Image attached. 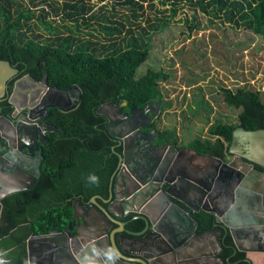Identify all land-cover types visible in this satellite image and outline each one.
<instances>
[{
	"label": "trees",
	"instance_id": "obj_1",
	"mask_svg": "<svg viewBox=\"0 0 264 264\" xmlns=\"http://www.w3.org/2000/svg\"><path fill=\"white\" fill-rule=\"evenodd\" d=\"M29 2L36 6L34 0ZM119 3L130 10V14L119 15L121 20L111 18L115 16L113 11L110 15L104 11L97 15V11L106 9L105 3L95 11L84 0L65 1L62 19L74 21V24L62 25L69 30L65 33L53 24L54 18L48 8L41 7L38 14L26 0H0V59L17 67L19 75L29 73L37 80L46 78L49 85L62 90L73 88L71 96L76 103L68 110L58 106L49 108L46 121L54 130L49 132L50 141L44 147L43 175L32 190L18 196H22L21 206L12 207L9 203L15 196L3 200L1 227L6 230L0 231V249L14 247L7 254L14 256V264H28L27 248L21 243V236L64 230L74 221L75 199L88 202L95 194L109 196L122 146L107 127V117L97 109L108 101H127L128 107L159 101L161 112L173 105L161 88V81L170 76L167 69L144 68L149 60L152 30L170 24L180 8L188 5L195 11L264 34V0H160L161 5L168 4V7H160L155 0H122ZM48 4L53 6L52 0ZM147 8L161 16L157 14L142 24L139 18L146 14ZM53 13H60L59 6L53 7ZM35 17L39 23L34 21ZM94 18L106 32L103 41L97 36L91 39L81 35V26L93 27ZM183 22L190 29L201 24L195 14L192 18L186 16ZM41 26L48 34L35 32V28ZM89 33L94 35L92 31ZM219 92L228 106L240 109L237 124L217 120L209 128L214 138L196 136L184 143L179 141L176 126L165 127L163 138L179 148L188 146L200 153L224 158L237 127L264 129V90L245 82L236 88L220 86ZM198 104L203 108L206 105L203 99ZM194 109L190 111L198 117L200 111ZM210 109L208 107L209 112ZM11 110V105L4 103L3 112L10 114ZM255 167L264 169L259 164ZM92 175L98 180L92 181ZM193 216L199 232L220 225L211 212L202 211ZM127 220L128 227L133 230L145 226L141 218L130 215ZM221 244L227 264H264V252H250L258 255L254 258L249 252L237 250L227 231L222 234Z\"/></svg>",
	"mask_w": 264,
	"mask_h": 264
},
{
	"label": "water",
	"instance_id": "obj_2",
	"mask_svg": "<svg viewBox=\"0 0 264 264\" xmlns=\"http://www.w3.org/2000/svg\"><path fill=\"white\" fill-rule=\"evenodd\" d=\"M17 71L8 60L0 59V96L6 80ZM44 87H48L47 79L40 86L31 74L20 77L14 83L9 101L16 106L14 117L23 107L28 109V115L15 120L0 116V137L7 141L9 147L6 153L0 152V212L1 199L32 188L40 175V168L35 171L14 155L22 150L34 155L39 147L38 142L48 141L47 134L53 126L44 121L45 117L41 120L34 116L33 104L36 100H31L37 96L41 98ZM57 91L60 93L62 90L57 88ZM21 93L24 100L30 96V102L25 101L23 107L18 104ZM160 104L155 107L157 111ZM53 106L60 107V104H46L45 108ZM126 106L127 101H108L97 109L98 113L108 118L107 127L119 138L123 152L119 155L118 171L112 178L110 197L104 199L105 205L98 202L97 196L91 198V206H85L81 199L74 201L75 236L79 241L74 253L75 262L93 264V255L101 254L107 264H113L111 260L114 264H190L202 254L210 255L212 252H189L196 249L195 240L201 239L204 242L202 245L207 247L210 244L216 246L218 242L222 248L220 234L224 230L231 234L237 250L264 252V170L255 167V164L264 167V129L237 127L233 131L229 150L237 152V144L247 143L246 152L239 153L243 164L249 168L246 172L236 170L240 174V181L234 183L232 189L226 184L227 179H220L223 166L230 165L224 158L195 151L197 155L210 160L208 168L201 170L191 161L183 159L182 154L191 148L179 149L167 142L164 145L154 143V129L151 128L149 132L142 129L149 124V121L144 122L153 109L150 103L139 108L131 107L121 114ZM119 114L127 117L125 123L117 118ZM258 139L261 145L257 143ZM32 143L37 144L33 150ZM219 181L226 185L221 193ZM201 211L213 213L216 222L223 227L197 232L198 222L193 214ZM133 213L134 218L144 220L142 230L126 228L125 217ZM103 220L106 227L102 225ZM114 224L118 226L111 229ZM217 230L219 234H216V240L208 242L206 239L212 238L211 235ZM65 233L32 235L27 246L30 264H34V245L31 241L47 240ZM125 237L141 240L143 245L128 249L124 243ZM88 257L93 260L88 261Z\"/></svg>",
	"mask_w": 264,
	"mask_h": 264
},
{
	"label": "rangeland",
	"instance_id": "obj_3",
	"mask_svg": "<svg viewBox=\"0 0 264 264\" xmlns=\"http://www.w3.org/2000/svg\"><path fill=\"white\" fill-rule=\"evenodd\" d=\"M34 1L36 6H33L29 0H26V3L36 8L38 14L41 12V7L48 8L51 18H54L53 24L60 26L65 33L69 32L62 25L74 24V21L68 18L62 19L64 12L61 10L65 1L69 0H52L53 6L48 4L51 0ZM121 1L84 0L85 3L93 6L95 11L105 3L106 9L97 11V15L103 11L110 15L109 12L113 11L115 16L111 18L120 20V14H130L129 8L119 3ZM155 1L160 7H168V4L161 5L160 0ZM54 6L60 8V13L57 15L53 13ZM145 12L146 14L139 18L142 24H146L147 19L152 20L157 14L161 16L149 8ZM193 14L198 16L201 24L190 29L183 21L186 16L192 18ZM97 20V18L92 20L93 27L82 25L81 35L91 39L97 36L98 40L103 41L106 32L99 27ZM34 21L39 23L36 17ZM91 31L94 35L89 33ZM35 32L48 34L43 26L35 28ZM150 44L149 60L144 63V68L164 67L170 73L167 80L161 81V88L165 98L172 101L173 105L160 112L158 126L162 129L176 126L180 143L190 141L196 136L214 138L209 133V128L217 120L238 123L240 109L228 106L224 102L219 92L220 86L236 88L248 82L264 90V34L241 28L234 22L183 5L170 24L152 30ZM139 69L141 72L142 66ZM202 99L206 103L204 108L198 106ZM208 107L211 108L210 112ZM190 108H198L199 118L193 115ZM200 116H203L204 120H201ZM249 254L258 258L257 254L250 252Z\"/></svg>",
	"mask_w": 264,
	"mask_h": 264
},
{
	"label": "flooded vegetation",
	"instance_id": "obj_4",
	"mask_svg": "<svg viewBox=\"0 0 264 264\" xmlns=\"http://www.w3.org/2000/svg\"><path fill=\"white\" fill-rule=\"evenodd\" d=\"M15 68H17V67H15ZM27 74H29V73H27ZM24 75H26V73L23 74V75H19V69H18V71L15 74L11 75L6 80V83H5V86H4V92L0 96V108H1L0 109V116L4 115L5 117H9V118L15 120V119L26 117L28 115V109L24 108L23 105H25L24 104L25 101H27V103L30 102V99H29L30 96L29 95L27 96V99L24 100L23 99L24 95L22 93L19 94L18 104L21 107H23V109L18 112V115L16 117L13 116V113L16 110V106L11 104L10 101H9L15 81L17 79H19L20 77L24 76ZM44 79H46V78H43L41 80H37L36 79L37 80V84H39L41 86V82ZM42 86H43V84H42ZM49 87H51L52 89L49 90ZM74 87H76V86H74ZM72 89L73 88H71L69 90L60 89L62 91L59 93L55 86H52V85L48 84V87H44L43 88L44 95H42L41 98H39V96H37V97H35L33 99L31 98L32 101L36 100L35 104H33V108H34V113L33 114H34V116H37V118H40L41 120H43V118L45 117L44 121L47 122L46 118H47L48 110H49L50 107L48 109H46L45 108L46 104H53V103H57L58 102L60 104V108H63V109H66V110L74 107L76 105V103H74L73 98L71 96L72 95V93H71ZM4 103L5 104L9 103L11 105L12 110H11L10 114H6L5 112H3ZM148 103H150L153 106V109H152V112H151L149 118L144 122V123H147L149 121L148 126H145L142 129L144 131H146V132H149V130L151 128L154 129L153 130V135H155V137L153 139L154 143H158L160 145H164V143L167 142V143L171 144L169 141H167V140H165L163 138V135H162V130L163 129L158 126V122L157 121H158V119L160 117V112H161L162 108L160 107V109L157 111L155 107H157L158 104H160V102L156 101V102H153V103H151V102H148ZM53 107H56V106H53ZM130 108L131 107L126 106L125 108L122 109L123 112H121V114H123L124 112L129 111ZM135 108H139V107H135ZM121 114H119L117 118H119L121 123H125L127 117L126 116H122ZM137 115H139V114H137ZM107 123H108V118H107ZM107 123H106V125H107ZM53 130H54V127H52V130L50 129L48 131V134H47L48 135V141H46V142L39 141L38 142L39 147H38V150L36 151V153L34 155H32L31 153H28L26 150H22L21 152L19 151V153L17 155H14L17 159L19 158V159L25 161L26 164L28 165V167L31 168V169H33L35 171H37V170L39 171V169H37V168H40V175H39V177L37 179V182L40 179V177L43 175V163H44L43 160H44V157H45L44 147L49 144V141H50L49 132H52ZM114 138L119 142V138H117V137H114ZM257 143L260 144L259 139H258ZM119 145H121L120 142H119ZM172 145H174V144H172ZM36 146H37L36 143H32V147H31L32 150L35 149ZM174 146L177 147L176 145H174ZM247 147H248V144L245 143V142H242V143H239V144L236 145V149L235 150L237 152H231L229 150L230 149V145H229L228 151L226 152V156L230 153L232 156H235V157H233V159H231L230 162L227 160L226 156L224 157V159L227 162H229L230 165L223 166L220 179L222 177H223V180L227 179L228 183H226V184L229 187L232 186V189H234V186H235L234 183L240 181V174H239V172H236V170H240V172L248 171L249 167H248V165H244L243 164V162L241 160V155L239 153V152H246ZM8 148L9 147H8L7 141L3 137H0V152L1 153H6L8 151ZM177 148H179V147H177ZM133 149H134V147H133ZM179 149H182V148H179ZM122 152H123V146H122V150L120 151V153H122ZM119 162H120V156H119ZM119 162H118L117 171H118V168H119ZM262 170H264V169H262ZM114 175H113V177H114ZM229 177L231 179H229ZM36 183H35V185H36ZM35 185L32 188H30V189H25V190H22V191H17V192L11 193V194L5 196L3 199H1L2 207H1V212H0V231L6 230V229H4V227H1V223L4 220V218H3L4 201L3 200L6 197H10V196L14 197L15 196L16 198L12 199L11 201H9V203L11 204L12 207H15V206L19 207V206H21L20 204L23 203V200H22V196H20V197H18V196L21 195V193L24 192V191L32 190L35 187ZM218 185H219L218 186L219 193H221V191L225 190V186L226 185H224L220 181L218 182ZM110 189H111V184H110ZM93 196H97L98 202L100 204H102V205H105V203H101L99 201V198H101L103 200L104 199H108L110 197V194H109L108 197H104L101 194H95ZM91 198L89 199L88 202H83L82 201V203L85 204V206L86 205L91 206L92 205ZM232 200H233V198L231 199V201ZM74 201H73V204H74ZM90 209L88 210V212L90 211ZM130 215H132V217H134V213L130 214ZM130 215H127L125 217L126 228L130 229V230H133V229L128 227L127 217L130 216ZM73 218H74L73 219L74 221L71 222V224L68 225L66 227V229H64V230L56 229V230H53L51 232H48V233H52V232H62V231H64V232H66L65 234H59V235H56L53 238H48L47 240H45V239H35V240L31 241L33 243V245H34L33 246L34 247V251H33L34 252L33 253L34 264H80L79 262L76 263L75 260H74L75 250L79 247L78 238H77V236H75V234H76V228H75L76 219L74 217V205H73ZM102 222H103L102 225H104L106 227L105 220H103ZM219 224L220 225H218L217 227H223V225L221 223H219ZM117 226H118L117 224L113 225V227H117ZM217 227L214 228V229H217ZM15 229H16V227H15ZM214 229H212V230H214ZM134 231H139V230H134ZM209 231H211V230H209ZM224 231H226V230H224ZM197 232H199V231L197 230ZM203 232H205V231H203ZM215 232H216L215 234L211 235V237H212V238H210L211 240L210 239H206L208 242L216 240V234H219V233H218V230L215 231ZM48 233H40V234L42 235V234H48ZM199 233H201V232H199ZM227 233H229V231H227ZM34 234L37 235V233L32 232L27 237L21 236L22 237L21 243L24 244L26 246V248L28 246V242L30 240V237L32 235H34ZM222 234H220V243H221ZM133 237H136V236H133ZM0 242H1V238H0ZM124 243H125V246L128 249H131L133 247H141L143 245L141 240H133V239H128L126 237L124 238ZM202 244H204V242L203 241L201 242V239H196L195 240L196 249H194V248L190 249L189 252L202 254V253L207 252L208 250H211L212 251L211 254L210 255L202 254L200 257H197V261L196 262L190 263V264H223V263H221L219 258L223 259L225 261V263L227 264L226 260L222 256L223 246L221 248V246L219 245L218 242H216V246L215 245L212 246L210 244L209 247H207L205 245H202ZM104 245H106V244H104ZM203 246H205V247H203ZM263 246H264V244H263ZM12 248H14V247L12 246V247H9V248H6V249H0V264H14V256H8L7 255ZM245 252H248V251H245ZM111 254H112V251H111ZM93 258H94V261H93L94 263L93 264H107L105 258L101 254L93 255ZM93 258L90 259V257H88V261H92ZM171 258H173V257H171ZM27 259H28V264H30L29 257H28V250H27ZM249 260L252 263V259L249 258ZM111 262L114 264L113 260H111Z\"/></svg>",
	"mask_w": 264,
	"mask_h": 264
},
{
	"label": "crops",
	"instance_id": "obj_5",
	"mask_svg": "<svg viewBox=\"0 0 264 264\" xmlns=\"http://www.w3.org/2000/svg\"><path fill=\"white\" fill-rule=\"evenodd\" d=\"M262 143V142H260ZM177 147H179L178 145H176ZM188 147V146H187ZM184 148V147H183ZM190 148V147H189ZM196 150L192 149L191 150H188L185 154H182L183 155V159H185L186 161H191L193 163V165L195 166H198L199 168H201V170H206L208 168V165L210 164V160L207 159V158H204L202 156H199L195 153ZM228 157V161L230 162L231 159H233V157L235 156H232L230 153L227 155ZM226 157V158H227ZM201 166V167H200ZM99 201L101 203H104V200L99 198ZM87 210V209H86ZM113 227V226H112ZM111 227V229H112ZM114 228V227H113Z\"/></svg>",
	"mask_w": 264,
	"mask_h": 264
},
{
	"label": "clouds",
	"instance_id": "obj_6",
	"mask_svg": "<svg viewBox=\"0 0 264 264\" xmlns=\"http://www.w3.org/2000/svg\"><path fill=\"white\" fill-rule=\"evenodd\" d=\"M90 179H91L92 181H97V180H98V177L95 176V175H92V176L90 177Z\"/></svg>",
	"mask_w": 264,
	"mask_h": 264
}]
</instances>
